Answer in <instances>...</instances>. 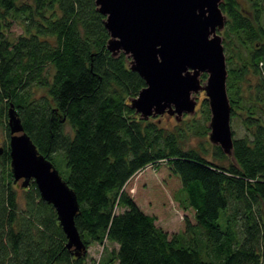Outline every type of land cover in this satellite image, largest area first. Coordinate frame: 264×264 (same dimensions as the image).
<instances>
[{
  "label": "trees",
  "instance_id": "obj_1",
  "mask_svg": "<svg viewBox=\"0 0 264 264\" xmlns=\"http://www.w3.org/2000/svg\"><path fill=\"white\" fill-rule=\"evenodd\" d=\"M235 1L220 3L230 18L222 30L226 61H231V40L248 57L239 56L240 65L227 68L231 115V86L250 71L264 81V46L254 47L264 34L257 31V36L249 19L235 12ZM7 15L25 25V35L14 43L3 33ZM102 20L94 0H0V113L4 118L13 104L39 153L53 165V156L62 155L68 171L62 178L76 194L74 222L86 246L80 256L67 249L56 212L33 181L20 202L5 125L0 264H86L89 245L104 241L116 248L108 252L103 246L106 254L96 264H264V118L259 113L264 95L244 109L249 116L243 124L252 130L233 138L234 161L214 145L211 160L203 145L184 149L183 120L170 129L159 120L139 119L129 107V98L145 84L123 54L111 57ZM197 127L196 133L206 134L205 126ZM146 168L163 185L169 177L178 183L174 200L194 220L185 216L184 230L164 228L149 203L146 208L147 201L141 202L143 211L135 189L126 190Z\"/></svg>",
  "mask_w": 264,
  "mask_h": 264
},
{
  "label": "water",
  "instance_id": "obj_2",
  "mask_svg": "<svg viewBox=\"0 0 264 264\" xmlns=\"http://www.w3.org/2000/svg\"><path fill=\"white\" fill-rule=\"evenodd\" d=\"M222 0H94L103 16L111 57L123 54L130 70L144 81L129 107L141 120L165 114L181 121L193 115L204 92L209 110L208 140L233 157L231 104L221 31L227 22ZM205 78L202 79V76ZM10 172L13 183L33 181L43 201L51 204L66 238L67 249L84 255L86 246L75 226L79 211L75 192L39 153L13 104L7 109ZM1 153V148H0Z\"/></svg>",
  "mask_w": 264,
  "mask_h": 264
},
{
  "label": "rangeland",
  "instance_id": "obj_3",
  "mask_svg": "<svg viewBox=\"0 0 264 264\" xmlns=\"http://www.w3.org/2000/svg\"><path fill=\"white\" fill-rule=\"evenodd\" d=\"M21 1L28 2V0ZM234 5V10L237 14L243 15V17L249 20L253 19L252 28L256 34L258 28H262L261 30H263L264 32V11H262L264 10V0H236ZM5 18L6 23L3 29L4 36L9 42L14 43L19 36L25 35L24 22L22 19L15 16L7 15L5 16ZM229 19L230 18H228L227 16V20ZM226 24L225 29L227 28ZM220 33L223 37H225V30L221 31ZM256 42L260 43L259 38L256 39L255 43ZM263 44L264 39L262 40V43H260V46L263 47ZM230 49L231 61L229 63L228 60L226 61V67L236 68L240 65L241 62L239 56L241 57V59H243L244 57L246 58L248 56H246L245 48L241 47V44L237 40L234 42H232L231 40ZM224 54L225 59H227L228 54L226 52V49H224ZM258 66L261 67L263 65L259 63ZM228 81L229 80L227 78V82ZM231 87V90H229L231 92L233 100L235 101V104L234 106H232L233 115H231L230 124L231 129L233 131V138L241 139L246 136L247 131L250 132L252 130L247 129L246 126L243 124V120L248 118L249 116L247 115L248 112H246L244 109L246 106L254 105V102H256L255 99L257 95L259 97H262L264 95V81L261 80L258 74L249 72L243 75V79L238 81V84H234ZM228 95L230 96L229 92ZM204 100L205 94L204 92H200L198 94L197 103L195 106V113L193 115L183 116L182 120L184 122L181 125H184V128L188 133L183 143V148L200 150L201 145H203V147H205L206 149V153L204 155L207 159L211 160V158L213 157L212 144L208 140L207 133L209 130L207 127L209 122V110L206 103V107L208 110V112H206ZM260 103H262V106L264 107V99H262V102L260 101ZM6 110L7 108L5 109L4 118L3 111L0 113V148L3 147L7 140L5 128V125L7 126ZM263 112V109L259 112L261 118H264ZM158 120L162 126H167L170 129L174 127L175 124H177V121L174 119V117L167 114L161 117L157 116L154 118H150V121L158 122ZM198 125H203L205 126L206 130L208 129L207 131L205 130V135H199L198 133H196L195 129L198 128ZM189 127L191 128L190 130ZM64 129L67 133L72 134V129L68 125V123H64ZM52 160L55 168L58 170L60 175L65 178L68 174V171L65 167L64 161L62 160V155L60 153H56L53 156ZM145 170L146 171L143 172L140 171L128 183L126 190L134 188L135 194H137V197L139 198H136L137 202L142 207L143 211H147L144 206L147 208V203H149L148 206H150V210L153 212V214L156 215L158 223L161 224L164 228L168 229L170 232H178L184 230L185 216L188 217L192 222H194V220L192 212L190 210L186 211L182 209L174 200V196L177 194L178 191V183L176 181H173L172 177H169V179L166 178V185H163L160 182V179H157L156 175L152 173L151 168H146ZM11 180L13 181L12 177ZM146 186L147 188H144ZM15 187L17 189V193L19 194V200L22 203L24 196V188L20 186V181L15 184ZM143 200L147 201L146 203H144V206L141 204ZM181 216L183 217V219H181ZM219 222H222V219H219ZM103 246L106 247L105 250H107L108 252H111L116 248L115 244H110L107 241H104V245L99 244L97 242H93L87 248L85 263L96 264L97 261L101 258V256H103V254H106L103 249Z\"/></svg>",
  "mask_w": 264,
  "mask_h": 264
},
{
  "label": "flooded vegetation",
  "instance_id": "obj_4",
  "mask_svg": "<svg viewBox=\"0 0 264 264\" xmlns=\"http://www.w3.org/2000/svg\"><path fill=\"white\" fill-rule=\"evenodd\" d=\"M264 11V10H263ZM227 16V15H226ZM250 21V23L252 24L253 23V19L252 20H249ZM257 31H258V34H260V35H262V34H264V32H263V30H261V29H257ZM259 47L260 46V43L259 42H256L255 43V41H254V47L256 48V47ZM261 47V46H260ZM262 48V47H261ZM251 54H253V51H251ZM261 64H262V62H260ZM263 65H264V62H263ZM251 72V71H250Z\"/></svg>",
  "mask_w": 264,
  "mask_h": 264
}]
</instances>
